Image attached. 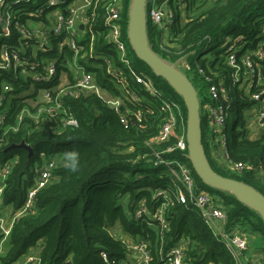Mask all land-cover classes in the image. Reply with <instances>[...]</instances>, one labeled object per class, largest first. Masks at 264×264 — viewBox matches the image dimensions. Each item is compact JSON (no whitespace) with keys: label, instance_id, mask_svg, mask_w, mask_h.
<instances>
[{"label":"trees","instance_id":"trees-1","mask_svg":"<svg viewBox=\"0 0 264 264\" xmlns=\"http://www.w3.org/2000/svg\"><path fill=\"white\" fill-rule=\"evenodd\" d=\"M124 2L122 36L125 38L129 0ZM157 3L172 15L167 39L160 47L162 30L146 14L147 42L163 61L180 67L196 90L200 142L210 167L215 173L247 184L264 196V117L260 126L257 123V134L250 132L247 117L252 107L257 108V115L264 106V101L252 98V94L264 92V0H157ZM6 7H1L0 13L5 18L6 11H12L13 23L18 14L32 10L35 5L21 2L10 9ZM147 8L148 5L146 12ZM87 15L85 33L78 41L81 49L76 56L65 46L60 50L59 41L52 39L51 49L33 53L31 40L21 38L13 24L8 36H0V49L2 45L10 48L7 52L11 57L8 68L0 67V86L5 84L9 89L0 99V169L12 162L3 182L0 209H19L33 184L35 165L43 160L57 162L51 181L35 195L32 212L14 223L0 261L12 263L39 242L40 264H118L130 258V250L124 241L111 234L116 229L131 242L147 243L151 252L148 264H166L165 253L183 239L184 260L188 264H235L222 241L212 234L188 201L187 192L177 180L181 171L174 165V174L165 163L177 161L192 175L194 192H207L212 202L224 210V229H239L248 238V253L250 245L252 249L251 239L258 238L256 251L259 263L264 264L261 216L231 193L204 184L193 170L187 149L166 150L174 146L178 135L185 134L187 113L182 97L135 56L128 41L127 54L133 70L149 77L157 92L152 95L143 90L127 69L122 68L120 78L114 77L108 66L113 70L122 65L109 39L100 1L95 2ZM25 18L20 15L19 22L23 23ZM231 44L240 66L238 82H234V68L227 61ZM14 54L22 63L15 68ZM74 56L77 64L92 72L94 82L106 96L85 94L62 98L63 110L76 119L77 126L63 127L60 121L63 112L55 118L42 114L37 121L24 114L17 124L23 109L30 114L37 111L40 92L59 83L60 74L72 82V72L64 62H72ZM248 56L255 69L253 77L243 64ZM51 60L56 62V75L48 81L34 80L33 74L43 75ZM23 67L28 73H21ZM211 84L222 86L225 95L212 99ZM132 91L137 97H130ZM117 98L121 111L120 107L115 109L107 103ZM165 100L177 104L180 112H175L174 134L159 142L156 136L169 119L162 105ZM218 102L227 106L224 157L228 164L218 154L217 134L207 110ZM231 110L236 115L230 121ZM229 124L234 131L231 140L227 135ZM53 126L58 132L51 131ZM22 141L30 146V154L23 147L9 148ZM237 163L243 167L233 168ZM179 187L185 203L174 200L165 210L167 228L162 231L155 214L164 198L156 194L173 192ZM140 203L147 208L149 216L135 219L133 214Z\"/></svg>","mask_w":264,"mask_h":264},{"label":"built area","instance_id":"built-area-1","mask_svg":"<svg viewBox=\"0 0 264 264\" xmlns=\"http://www.w3.org/2000/svg\"><path fill=\"white\" fill-rule=\"evenodd\" d=\"M100 1L103 5L105 16L104 21L108 26V36L113 44V49L117 54L118 60L122 67L119 69L111 70L108 66L112 75L114 77L121 76V71L127 69L129 75L134 80L136 84L141 85V88L149 94H156V88L152 86L151 80L145 75L137 74L131 65V60L128 58L127 54V43L122 36V20L123 13L125 9V0H0V8L6 7V4L10 9L13 5L23 3L34 4L35 7L30 11H22L18 14L13 23L10 21L12 11L8 10L6 17H2L0 13L1 29L0 36H8L10 34V27L13 26L18 30L20 37L23 39L31 40V47H33V53L38 51L44 52L51 49L50 40L59 41L58 45L60 50L62 47H67L69 50L74 51L75 56L81 49L78 45V41L81 36L85 33V27L88 22L87 11L93 8L95 2ZM131 0H129L130 8ZM146 5H148L146 14L150 17L151 21L157 24L160 29L167 31L169 23H171V12L165 11L159 4L157 0H146ZM20 15L25 16V21L23 23L19 22ZM80 24L83 25L80 28ZM51 37V38H50ZM163 44V39L160 42V47ZM234 45H229L227 61L229 65L234 68V82L239 81V71L240 66L236 62L235 54L233 52ZM8 47L5 45L1 46L0 53L2 62H0V67H7L10 65L11 57L8 55ZM259 57H262L261 52H257ZM75 56L72 62H64L65 67H67L72 72V82L69 83L65 74H60V82L54 85L47 86L40 93L41 95L37 99L39 102L38 109L35 113H28L23 109L19 116L17 117V124L21 121L22 116L27 114L33 117L34 120H39L42 114L49 117H58V113L63 112V117L60 118L62 126H77V121L74 117L67 115L65 110H63L62 98L64 96L79 97L85 94H96L99 97H105V92L98 87L94 82V75L92 72L87 71L86 67L77 64L75 61ZM14 68L22 65L17 54L12 56ZM16 61H20L16 63ZM109 63V61L107 60ZM182 63V64H181ZM180 65L184 66V62ZM244 66L249 70L251 77L254 75V66L248 57L243 60ZM12 66V65H11ZM31 68H34L32 66ZM22 74L28 73L26 68H22ZM57 72V65L55 60L48 61L45 68L44 74L38 75L33 74V79L36 81H48L52 79ZM259 78V74H256ZM8 86H0V99L3 98V93L8 92ZM209 93L212 99H219L220 96L225 95L224 88L220 85L211 84L209 86ZM264 96V92L252 94L253 99H261ZM130 97H137L132 91ZM1 101V100H0ZM107 103L115 109H118L121 105L120 100L113 99L107 100ZM1 105V103H0ZM163 109L169 113V119L160 128L156 139L159 142L165 141L169 136L173 135L177 125V119L175 117V112L179 114L180 108L177 104L163 101ZM226 105L221 103H216L215 105L208 106V113L211 122L214 125L216 131V141L218 142V154H225V125H226ZM264 117V106L260 108L256 115V121L260 126L261 119ZM1 121V117H0ZM121 121H125L123 118ZM15 129V128H14ZM51 131L58 132L55 126L51 127ZM172 148H177L179 150L187 149L186 142V132L181 133L177 136L176 142L173 147H167L166 150H171ZM170 170H173L175 165L180 171L181 175L177 177L182 188L187 192L188 201L197 210L199 215L202 217L205 225L210 229L212 234L216 236L217 239L222 241L224 248L227 253L231 256L235 264H260L257 255H251L247 252L248 249V238L239 230L233 229L231 231H226L223 227L226 219L224 210L212 202L211 196L207 192H194V180L189 170L185 165L177 162H165ZM12 165L11 160L5 164V166L0 169V195L4 188V180L7 173ZM57 166V162L54 159L43 160L42 163L36 164L34 167V178L33 184L27 189L25 194V199L23 205L17 210H5L8 211V216L4 218L0 214V256H2L4 251V243L10 234V231L14 223L24 214L32 212L34 199L36 193L46 186L52 179L53 169ZM243 165L237 163L233 166L235 169H241ZM156 195H162L164 201L161 202L155 218L160 227V230L164 231L167 228V222L165 219V210L173 205L174 200L177 202L185 203V195L182 193L180 187L173 192L159 191ZM172 195V196H171ZM141 215L149 216L147 208L141 203L134 211V218L138 219ZM111 234L116 238L124 241L129 250L135 252L140 259L127 258L118 264H148L151 259V252L148 249L147 243L143 241L131 242L129 237L123 235L119 230H112ZM120 235V236H119ZM184 240V239H183ZM185 247L181 240L170 248L169 251L165 253V263L166 264H188L185 262ZM40 251L41 244L38 242L32 248H30L25 254L19 257L16 261L9 264H40ZM103 259L106 261V256L103 255ZM0 264H3L0 261Z\"/></svg>","mask_w":264,"mask_h":264},{"label":"water","instance_id":"water-1","mask_svg":"<svg viewBox=\"0 0 264 264\" xmlns=\"http://www.w3.org/2000/svg\"><path fill=\"white\" fill-rule=\"evenodd\" d=\"M145 6L146 0H131L127 25L128 43L135 56L147 64L155 75L163 77L182 97L187 113L185 132L188 158L193 170L204 184L231 193L238 201L254 209L264 221V196L247 184L215 173L210 167L200 142L199 101L196 90L182 71L163 61L149 47ZM79 27L82 28L83 25L80 24ZM119 109L121 111L122 107ZM10 147H23L31 153L30 146L23 141L11 144Z\"/></svg>","mask_w":264,"mask_h":264},{"label":"crops","instance_id":"crops-1","mask_svg":"<svg viewBox=\"0 0 264 264\" xmlns=\"http://www.w3.org/2000/svg\"><path fill=\"white\" fill-rule=\"evenodd\" d=\"M161 38L163 39V41L165 42L166 39H167V31L163 30L161 31ZM260 101H264V96L260 99ZM256 111H252L251 112V116H249L248 120H249V125H251L252 127V133L254 134H257V122H256V114H255ZM256 129V130H255ZM220 155V158L222 159V154H219ZM6 209H0V214H2L4 216V218H6L8 216V211H5ZM11 210V209H9ZM181 242L185 245V241L184 240H181ZM251 244V243H250ZM250 254L253 256V255H257V251H253L251 249V245H250ZM131 259L134 258V259H140V256H138L135 252H132L130 251V256H129Z\"/></svg>","mask_w":264,"mask_h":264},{"label":"rangeland","instance_id":"rangeland-1","mask_svg":"<svg viewBox=\"0 0 264 264\" xmlns=\"http://www.w3.org/2000/svg\"><path fill=\"white\" fill-rule=\"evenodd\" d=\"M147 17V16H146ZM126 37H127V29H126ZM124 38V40H125V42L127 43V41H128V39L127 38ZM182 64V63H181ZM178 70H180V71H182L181 69H180V67H178L177 68ZM253 108V109H252ZM249 111H248V118H249V116H251V112L252 111H256V107H252ZM201 113H203V107L201 108ZM199 115H200V111H199ZM235 111L233 110H231V111H229V120L231 121L234 117H235ZM249 122V121H248ZM249 129H250V132H252V127H249ZM233 129H232V126L229 124V126H228V132H227V135H228V137H229V140H231V137H232V135H233ZM219 154H222V153H219ZM222 156H223V154H222ZM54 160H56V159H54ZM58 160V159H57ZM222 160L224 161V162H226L227 164H228V161L226 160V157H222ZM124 203H125V200L123 201ZM120 236V235H119ZM251 244H252V250L253 251H256V248H257V246H258V244H259V241H258V238L257 237H255V239H251Z\"/></svg>","mask_w":264,"mask_h":264}]
</instances>
